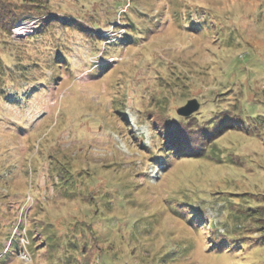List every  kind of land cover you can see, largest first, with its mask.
Masks as SVG:
<instances>
[{
	"label": "rangeland",
	"instance_id": "374dc122",
	"mask_svg": "<svg viewBox=\"0 0 264 264\" xmlns=\"http://www.w3.org/2000/svg\"><path fill=\"white\" fill-rule=\"evenodd\" d=\"M0 30V264H264V0H0Z\"/></svg>",
	"mask_w": 264,
	"mask_h": 264
},
{
	"label": "trees",
	"instance_id": "16d2710c",
	"mask_svg": "<svg viewBox=\"0 0 264 264\" xmlns=\"http://www.w3.org/2000/svg\"><path fill=\"white\" fill-rule=\"evenodd\" d=\"M22 1H25V0H22ZM29 1H31V0H29ZM189 20H190V18H189ZM190 23H192V21L190 20ZM189 23V24H190ZM3 28V27H2ZM1 31V30H0ZM174 89H175V87H173ZM213 121H215V119L213 120ZM222 121H224L223 123H220L219 124V122L217 123V121L215 122L217 125L211 130V131H209V132H207V131H203V137L204 136H207V137H211V136H216L217 134H219V133H221V132H223V131H225V130H227L228 128H232L233 126H234V124L235 123H237V121H238V118L237 117H224L222 120H221V122ZM240 125V124H239ZM178 133V134H177ZM177 133H173V135H172V139L173 138H175V141L174 142H172V143H176V138H178V139H180L181 141H180V143H179V145H181V146H179V148L180 147H182L183 145H184V143H185V141H186V139H185V136L187 135L186 134V131H181V130H178V132ZM169 139H170V137H168ZM185 139V140H184ZM162 141L164 142V144H166V143H168V142H166L167 140H163L162 139ZM197 153H200V152H197ZM189 157H192V156H189ZM36 204V203H35ZM10 205V207L11 208H13V211H15V208H14V206H13V202H11V204H9ZM2 213V212H1ZM3 215H4V213H2ZM28 214V213H27ZM34 214H35V212H32V211H30L29 212V217H30V219L34 216ZM5 217H6V215H4ZM11 216V215H10ZM16 218H17V216H15ZM27 217V216H26ZM15 218H9L8 219V221H9V224H8V227H9V229H8V231H7V234L5 235L6 237H5V241L7 240L6 238H8V234L10 235V233H11V229H10V223L14 220ZM1 220V219H0ZM2 220H6L7 221V219H2ZM1 220V223H0V225L2 224V225H4L5 223H6V221H2ZM32 222H33V220H32ZM28 236H29V238H30V236H31V233H29L28 234ZM32 236H34L35 237V239H34V241H37V237H39L40 238V240H39V242L38 243H44V246H42V247H39L40 248V250H44L47 246H46V240L45 239H43L42 237H41V235L40 234H36V233H34ZM33 241V242H34ZM32 242V243H33ZM15 243V245L17 246V244H16V242H12V244L10 245V249L12 250L13 249V244ZM43 245V244H42ZM27 247V246H26ZM9 249V250H10ZM8 250V251H9Z\"/></svg>",
	"mask_w": 264,
	"mask_h": 264
},
{
	"label": "water",
	"instance_id": "95a60500",
	"mask_svg": "<svg viewBox=\"0 0 264 264\" xmlns=\"http://www.w3.org/2000/svg\"><path fill=\"white\" fill-rule=\"evenodd\" d=\"M199 107L198 101L195 98L188 99L186 103L177 108V113L183 116H188L196 111Z\"/></svg>",
	"mask_w": 264,
	"mask_h": 264
}]
</instances>
